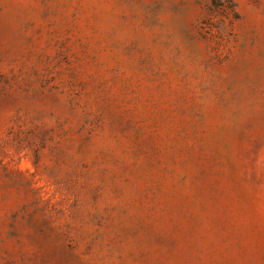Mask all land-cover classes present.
Instances as JSON below:
<instances>
[{
	"label": "rangeland",
	"instance_id": "obj_1",
	"mask_svg": "<svg viewBox=\"0 0 264 264\" xmlns=\"http://www.w3.org/2000/svg\"><path fill=\"white\" fill-rule=\"evenodd\" d=\"M0 264H264V0H0Z\"/></svg>",
	"mask_w": 264,
	"mask_h": 264
}]
</instances>
